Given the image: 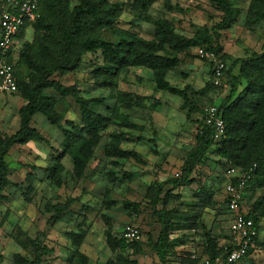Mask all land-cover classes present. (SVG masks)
<instances>
[{"label": "rangeland", "instance_id": "obj_1", "mask_svg": "<svg viewBox=\"0 0 264 264\" xmlns=\"http://www.w3.org/2000/svg\"><path fill=\"white\" fill-rule=\"evenodd\" d=\"M114 1L127 5L133 0ZM232 2L239 9V18L230 30L221 33V50L217 56L234 60L251 53H260L264 24L254 31L247 30L244 24L251 0ZM143 16L140 13L131 14L125 9L115 31L105 32L103 38L115 42L120 33H130L143 40H152L153 23L161 18L172 22L176 33L190 38L197 29L204 26L210 29L221 18V14L213 7L212 0H164L151 7L146 13V21ZM31 39L30 24L24 36L16 39L12 62L17 61L22 43ZM177 57L180 64L167 74L166 80L179 89L187 86L194 91L203 92L197 99L199 113L193 114L191 121L186 119V111L180 109L181 99L158 93L151 71L144 68H131L119 74L114 89H97L93 71L102 65V60L99 54H87L76 72L56 77L64 86L76 84L85 98H104L105 106L96 108L102 114H108L109 111L105 108L115 106V96L119 92L153 98L160 106L153 111L147 103L145 110H132V121L140 125V128L122 131L129 140L120 141L121 148L135 151L140 155L141 161L119 160L113 165L114 160L105 157L103 151L110 142V135L120 133L117 127L110 125L101 133L102 139L94 150L93 160L85 170L84 178L80 180H72V163L65 157L61 161L63 171H60V180L56 177L55 181H49L43 169L53 151L44 144L31 142L11 149L7 160L10 165V180L15 185L7 188L6 201L0 202V264H31L35 258L31 242L36 240L51 250L42 256L41 264H159L152 252L159 224L151 215V190L170 178L180 176L183 163L195 146L198 128L196 122L204 117L203 109L212 105L218 107L229 91L226 79L220 88L210 86V64L196 56V49L178 54ZM228 62L230 64L229 60ZM5 96L6 94L3 98L0 97V134L12 135L18 129L17 113L24 102L18 94ZM58 110L65 114V119L79 122L78 109L72 100L61 101ZM32 127L43 135L49 147L60 151V132L51 127L42 116L33 118ZM32 166L38 169L33 172ZM225 166L224 160L211 147L193 172V182L187 187L172 191V195L179 197L159 206L158 209H163L166 213L197 216L191 230L170 232L169 242L178 245L168 253L167 264H201L199 253L206 232L216 240L217 247L222 248L228 240L229 210L226 207L225 186L234 178L227 179ZM30 172L35 181L33 191L27 192L25 177ZM107 172L114 174V183L105 177ZM123 172L130 174L133 179L123 182ZM252 187L250 184L245 191L244 206L247 210L257 198L264 197V187L256 188L248 201V196L251 195L248 190ZM109 190L111 194L106 196ZM68 200L76 201L61 219L53 220L54 212L51 207ZM124 202L139 205V213L129 216L128 210L123 207ZM83 205L90 209L85 214L90 227L84 240L74 246L68 234L78 232L77 225L81 224ZM128 224L138 226L141 230L139 243H143V252L140 254L135 253L132 247L122 253L111 251L106 244L107 236L119 237L123 227ZM181 224L185 225V222ZM109 227L112 229L106 235L105 231ZM238 264H264V219L260 222L259 239L252 254Z\"/></svg>", "mask_w": 264, "mask_h": 264}, {"label": "trees", "instance_id": "obj_2", "mask_svg": "<svg viewBox=\"0 0 264 264\" xmlns=\"http://www.w3.org/2000/svg\"><path fill=\"white\" fill-rule=\"evenodd\" d=\"M160 1L164 0H133L127 5L114 0L38 1L39 18L30 23L32 39L22 43L13 68L17 85L16 94L24 102L17 113L18 129L12 135L0 134V202L6 201L7 188L15 185L10 180V165L7 160L10 150L31 142L44 144L53 151L47 166L43 169L49 181H55L56 177L60 180V171H63L61 161L65 157L72 163V180L83 179L85 170L93 160L94 150L102 139L101 133L110 125L117 127L120 133L110 135V142L103 151L105 157L114 160L113 165L119 160L141 161L140 155L135 151L121 148L120 141L129 140L127 134L122 131L140 128V125L132 121L130 114L132 110H145L147 109L145 104L148 103L150 110L154 111L160 103L150 97L119 92L115 96V106L105 108L109 111L108 114L98 112L96 108L105 106L104 98H85L76 84L64 86L56 79L76 72L85 55L99 54L102 60V65L93 71L97 89H114L119 74L131 68H144L151 71L158 93L170 94L181 99L180 109L186 111V119L191 121V116L198 112L197 99L202 96V90L194 91L187 86L183 89L173 87L166 80V76L179 66L178 54L193 49H204L221 59L226 66L223 81L226 79L229 91L217 107L225 131L224 135L215 141L214 129L205 125L204 117L198 120L196 143L183 163L180 176L170 178L151 190L149 197L151 215L159 224V233L152 246V252L159 264H167L168 253L178 245L169 242L170 232L191 230L197 216L166 213L158 208L179 197L172 195V191L187 187L193 182V172L211 147L226 163L224 172L229 168H236L242 173H248L254 165L256 166L246 186V188L250 184L253 186L248 190L251 194L248 201L256 188L264 187V31L260 53H251L234 60L226 56H217L221 50V33L230 30L237 23L240 12L232 0H212L213 7L221 14L220 21L210 29L205 26L197 29L190 38L176 33L174 24L164 18L153 23L152 40H143L130 33H120L115 42L103 38L105 32L115 31L125 9L131 14L144 15L143 19L146 21V13ZM167 9L170 10L168 5ZM30 24L25 25L17 38L24 36ZM244 24L249 31H254L256 27L264 24V0H251ZM209 84L213 87L211 83ZM66 99L72 100L77 107L78 123L65 119V114L59 112V103ZM37 115L42 116L51 127L60 132L62 137L60 151L49 147L43 135L32 127L33 118ZM31 169L34 172L38 168L32 166ZM113 176L112 172L105 173V177L111 183H114ZM132 179L130 174L122 173L123 182H130ZM34 181L32 172L28 173L25 177L27 192L33 191ZM236 181L235 178L232 180L235 184ZM246 188L242 200L245 199ZM110 194V190L106 192V196ZM75 201L68 200L51 207L54 212L52 219L56 221L61 219ZM123 207L128 210L129 216L138 214L140 209L139 205L131 202H124ZM81 211L83 214H80L81 224L77 225L78 232L68 234L74 246H78L84 240L90 227L85 216L90 209L83 205ZM247 218L253 221L258 235L255 245L242 262L249 258L258 243L260 222L264 219V197L257 198L251 204ZM181 222H185V225ZM111 229V227L106 229L105 234H109ZM139 231L142 235L140 228ZM203 238L200 258L207 256L214 259L223 254V249L217 247L216 240L208 232L204 233ZM139 241L126 245L120 236L106 238L110 250L120 253L131 247L135 253H142L143 243ZM31 243L35 254L31 264H41L42 256L51 250L38 240Z\"/></svg>", "mask_w": 264, "mask_h": 264}, {"label": "built area", "instance_id": "obj_3", "mask_svg": "<svg viewBox=\"0 0 264 264\" xmlns=\"http://www.w3.org/2000/svg\"><path fill=\"white\" fill-rule=\"evenodd\" d=\"M39 0H0V93L16 94L17 85L14 77V62H12L14 46L18 34L26 24L39 18ZM196 55L211 65L210 81L214 88L222 87L223 73L226 70L225 63L213 53L204 49H196ZM206 126L214 129V139H220L224 135L225 126L219 116L218 108L207 106L203 109ZM256 170L254 165L248 173H242L239 169L229 168L226 177L235 178L236 184L228 181L225 186L226 207L233 214L228 227V241L222 246L223 254L217 258L202 256L201 264H238L243 261L248 251L255 245L258 235L257 229L247 213H242L241 204L243 192ZM121 239L126 245L140 240L139 228L135 225L123 227Z\"/></svg>", "mask_w": 264, "mask_h": 264}, {"label": "crops", "instance_id": "obj_4", "mask_svg": "<svg viewBox=\"0 0 264 264\" xmlns=\"http://www.w3.org/2000/svg\"><path fill=\"white\" fill-rule=\"evenodd\" d=\"M6 96H10V95H7V94H6ZM6 96H5V98H6ZM0 97L3 98V97H4V94H3V95L0 94ZM241 206H242V207H241V211H242V213H245V214L248 213V211H249V210H247L248 208L246 209V207L244 206V199L242 200V204H241ZM228 213H229V219H228V220H229V224H230V222H231V220H232V218H233V214H232L231 212H228ZM228 227H229V225H228ZM227 241H228V240H227Z\"/></svg>", "mask_w": 264, "mask_h": 264}]
</instances>
